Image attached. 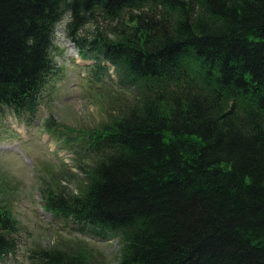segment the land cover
I'll return each instance as SVG.
<instances>
[{
	"label": "trees",
	"instance_id": "obj_1",
	"mask_svg": "<svg viewBox=\"0 0 264 264\" xmlns=\"http://www.w3.org/2000/svg\"><path fill=\"white\" fill-rule=\"evenodd\" d=\"M65 18L91 81L133 96L64 140L85 182L49 181L46 210L119 238L117 264H264V0H0V117L37 113ZM18 232L0 205V260ZM29 260L94 264L61 248Z\"/></svg>",
	"mask_w": 264,
	"mask_h": 264
},
{
	"label": "rangeland",
	"instance_id": "obj_2",
	"mask_svg": "<svg viewBox=\"0 0 264 264\" xmlns=\"http://www.w3.org/2000/svg\"><path fill=\"white\" fill-rule=\"evenodd\" d=\"M67 21L56 26L52 56L57 72L42 92L37 113L20 118L6 111L0 117V205L11 211L19 226L17 252L0 264H30L29 256L39 247L82 250L94 264L120 260L119 238L105 239L44 207L43 187L54 178L69 193L84 185L85 174L64 142L68 135L100 127L133 96L108 76L102 85L91 81L89 65L95 60L82 56L67 33ZM110 73L117 80L113 67ZM49 118L56 123L55 134L46 127ZM68 170L74 174L57 175Z\"/></svg>",
	"mask_w": 264,
	"mask_h": 264
}]
</instances>
